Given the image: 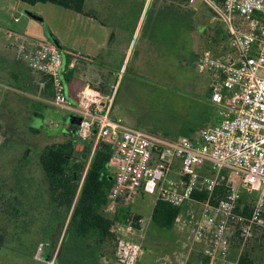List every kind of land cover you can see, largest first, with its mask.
I'll list each match as a JSON object with an SVG mask.
<instances>
[{
    "label": "built area",
    "instance_id": "built-area-1",
    "mask_svg": "<svg viewBox=\"0 0 264 264\" xmlns=\"http://www.w3.org/2000/svg\"><path fill=\"white\" fill-rule=\"evenodd\" d=\"M205 1L213 9L212 21L226 28L235 56L216 57L207 50L196 61L199 72L213 75L210 100L220 120L201 128L195 138L154 134L115 115L118 84L107 96L88 86L74 103L66 93L63 52L49 39L24 37L16 55L39 74V96L51 83L49 102L81 118L82 141L95 135L111 146L110 216L134 203L140 190L175 207L199 202L203 208L194 221V239L202 247L201 264H241V250L231 257L233 239L242 249L257 229H264V0ZM200 191L207 193L205 200L194 198ZM245 194L255 197L249 210ZM144 222L132 216L112 225L114 264H139L142 243L127 233Z\"/></svg>",
    "mask_w": 264,
    "mask_h": 264
},
{
    "label": "rangeland",
    "instance_id": "rangeland-1",
    "mask_svg": "<svg viewBox=\"0 0 264 264\" xmlns=\"http://www.w3.org/2000/svg\"><path fill=\"white\" fill-rule=\"evenodd\" d=\"M129 1L135 0H86L85 9L95 10L100 18L105 20L106 25H104L98 19L53 3L32 5L16 0H0V21L7 23L9 28H15L14 26H24L25 21L30 18L33 21L34 30L39 27L37 32L44 38L48 29L60 43L62 42L60 49L63 53L67 50L83 54L101 52L111 31H117L120 25L123 26L124 31L128 30L126 32L133 31L137 26L133 46L135 44L140 50V57L143 58L145 54H151V49L143 40V36L147 32L146 10L152 0H146L141 18L138 8L132 9L128 5ZM189 4L199 16V28L197 26L194 31L193 46L198 55L197 59L207 50L216 57L229 54L235 56L231 48L226 46L225 34L229 38L226 28L223 24L212 21L213 9L210 4L205 0H195L194 3ZM27 12L41 17L42 20L34 19ZM4 30H6L5 33L0 31L3 39L12 32V29ZM121 36L123 37L124 33ZM124 44L119 46L118 54L122 52L121 49H125L126 44ZM114 54L117 53L110 51L109 61L112 62ZM118 58L117 56L113 62ZM196 61L190 65L187 64L188 66L184 67L180 74L176 73L177 78L167 79L160 84L155 81H153L155 84H152V81L143 78H138L137 82L130 80L127 74L124 75V70L116 89L115 115L133 125L136 116L147 115L154 123L158 121L160 126L171 130L172 133H178L179 136H183L184 133L178 121L186 119L191 120L190 124H193L195 120L203 124L205 122L203 116L207 109L204 103L207 102L206 95L211 88L213 75L210 71L199 72ZM115 65L110 66L113 71L110 85L118 78L119 69ZM2 68L0 69V233L4 234V242L0 249V264H54L55 262L56 264H75L72 259H69L67 252L59 256L56 254L65 230L60 233L59 243L53 251L52 246L47 244L49 239L44 235V226L49 214L47 204L49 193L47 179L39 161L44 147L69 139L73 129L68 120L74 114L62 111L52 104L37 106L39 114H33L32 103L35 98L32 96L30 101L27 100L29 96L24 94L18 86L12 85L15 83L9 77L6 66ZM137 71L148 75L144 66L140 64L137 65ZM165 74L166 77L169 75L167 72ZM104 90L109 92L105 88ZM192 99L195 101H191ZM200 110L203 114L198 116L197 113ZM147 112L149 113L146 114ZM192 114L195 115L194 118H187ZM215 122L216 119H213L205 126H211ZM157 133H161V130L158 129ZM100 141H97L95 137L89 162ZM82 152L83 148L79 147L78 156ZM82 182L83 178L81 184ZM155 196L156 194L140 190L137 199L129 209L134 214L139 213L145 220H149L154 209ZM254 200L255 197L251 196L245 202L251 205ZM202 208L201 203L191 200L185 201L181 206L180 241L172 239L170 229L153 224H149L145 239L129 236L130 240H141L139 264H185L186 260L181 254H186L190 245H195L202 250L201 244L194 239V221L200 217ZM119 222L124 223V221ZM123 226L126 227V224ZM249 247L253 264H264V246H260L253 240ZM240 250L242 251L232 247L233 258ZM115 251L116 244L107 243L104 256L100 259L101 263L113 264ZM51 252L54 258H49ZM196 258V264H201L200 253L196 254ZM78 262L88 264L87 260L83 259H79Z\"/></svg>",
    "mask_w": 264,
    "mask_h": 264
},
{
    "label": "trees",
    "instance_id": "trees-1",
    "mask_svg": "<svg viewBox=\"0 0 264 264\" xmlns=\"http://www.w3.org/2000/svg\"><path fill=\"white\" fill-rule=\"evenodd\" d=\"M16 1L32 5L37 3L57 4L79 14L98 19L106 25L105 20L100 18L95 10L85 9L86 0ZM214 1L219 2L220 0ZM145 3L146 0H135L129 1L128 5L132 9L137 7L141 13V18ZM146 16L147 22L145 27L147 32L143 36V40L151 49V54H145L141 58L140 50L134 46L126 64L124 75L127 74L130 80L133 81L143 78L152 81V84H155L153 81L160 84V82L167 79L177 78L178 75L176 76V73L180 74L184 67L196 61L198 55L193 46L194 31L197 26L199 28V16L196 10L189 4V0H152L146 10ZM117 29V31L113 30L110 35V51L117 54H114L112 62H109L111 66L116 64L115 66L120 70L126 55L122 52L120 53L121 55L118 54V48L123 43L129 47L137 26L130 32H126L128 31L127 29L124 31L121 25ZM123 33L124 36L122 37L121 34ZM219 34L220 32L218 33L220 37ZM225 35L226 46H229L227 34ZM217 40H220V38H217ZM117 56L119 58L113 62ZM139 64L140 66H144L148 75L137 71V65ZM165 72L169 73V77H166ZM15 78H18V74H16ZM17 85L21 90H24L22 85ZM95 87L104 94L107 93L104 90L105 86L103 84L95 85ZM50 91L51 83H47L42 94L49 96ZM208 91L209 93L206 95L207 102L204 103V106L207 108L203 116L205 122L202 124L193 120L194 123L190 124L191 120L178 121L180 127H182L183 136L195 138L201 128L207 127L205 125L209 121L216 119L215 123L219 122L218 107L210 100L211 88ZM191 101L195 100L192 99ZM197 114L201 116L203 111L200 110ZM194 117L195 115L192 114L187 118ZM134 124L136 127L147 129V131L154 134H161L169 138L181 137L178 133H172L171 130L169 131L160 126L158 121L154 123L147 115L136 116ZM71 126L72 129L77 127ZM158 129L161 130V133H157ZM95 137L93 135L85 142L87 147L85 158L83 157L84 152L80 156L77 155L76 146L80 141L74 135H71L67 141L47 145L40 153L39 161L47 179L49 193V200L47 201L49 214L46 217L47 222L46 227L44 226V235L48 237L49 242L47 244L52 246L53 251L59 243L60 233L65 230L64 237L56 254L59 256L67 252L66 254L69 259H72L75 264H79V259L87 260L88 264H102L100 259L104 256L105 246L107 243L115 244V234L111 232L112 225L116 221H126L127 218L132 216L135 219L140 217L139 215L132 214L128 207L121 208L118 214L114 216H109L106 212L109 192L114 182L113 168L110 164L113 150L108 143L100 141L92 155L91 162H89ZM81 142L84 141L81 140ZM82 178L83 182L81 184ZM207 196V193L204 191L194 194V198L199 201L205 200ZM251 196L253 195L245 194L242 198L243 202ZM246 204L249 210L250 205L249 203ZM180 209L181 207H175L165 201L158 200L151 216V223L160 228L171 229L178 218ZM135 227H139V224H135ZM258 232L261 233L258 234ZM253 240L257 241L260 246H264L263 228L257 229L254 237L242 248L240 255L241 264H253V260L250 257L251 248L249 247V244ZM3 242L4 234L0 233V249L3 246ZM232 247L241 248L237 237L233 239ZM49 258H54L52 252ZM202 264H206L205 260H203Z\"/></svg>",
    "mask_w": 264,
    "mask_h": 264
},
{
    "label": "crops",
    "instance_id": "crops-1",
    "mask_svg": "<svg viewBox=\"0 0 264 264\" xmlns=\"http://www.w3.org/2000/svg\"><path fill=\"white\" fill-rule=\"evenodd\" d=\"M14 27L15 28H9L7 23H5L4 21L3 22L0 21V31H4L5 33L6 30L4 29H12L11 30L12 32H9L5 39L1 38V35H0V69L2 70L3 69L2 66H6V70L9 71V77H11L15 83L12 85H14V87H17L18 86L17 84L22 85L24 88L22 92L29 96V99L27 100L30 101L31 99L30 97L32 96L35 98L33 99V103H32L33 104L32 112L33 114H36L38 113L37 106H40L42 104L43 105L51 104L49 102L50 95L49 96H45V95L39 96L37 94L39 74L33 71L32 69H30L22 60H20L17 57L16 46L22 41L24 37H29V38L37 39V40H46L48 39V37L45 34L46 38H44V36H42L41 33L37 32V30L39 31V27H37L34 30L33 21L30 18L25 21L24 26H14ZM110 35L107 39V43L103 44V48H102L103 50L96 54H83V53H78V52H71V51L69 52L67 50L63 53V58H64L63 66H64V69L66 70V73L64 76L65 82H66V93L69 99L72 100L74 103L78 104L81 101L83 90L88 86L95 87V85L103 84L105 86V89L109 90L110 93L104 94L102 91L101 92L103 95L107 96L112 93L113 86L118 84L121 73L125 70L129 56L132 52L133 47L135 46V44L133 46L134 37L129 47H127L126 45L124 50L121 49L122 53L126 55V58L124 60V63L121 69L118 70V73H117L118 78L116 82L110 85V79L113 73V71L110 68L111 66L109 63L110 58H108L110 57L109 54L111 50ZM94 55H97V56H94ZM16 74H18V78H15ZM66 77H68L67 80H66ZM217 123H214L213 125ZM130 125L135 126V124L134 125L130 124ZM70 134L74 135L76 139L80 141L79 144H81V139L78 137V127L73 129ZM76 150H77V146H76ZM84 151H85V148H83V152ZM173 175H176V174L174 173ZM141 191L148 193L144 190H141ZM150 194H154V193H150ZM156 202L157 200L155 196L154 207H155ZM129 208L130 206L128 207V209ZM129 211L132 214H134V212L131 209H129ZM135 214L143 218L141 214L139 213H135ZM180 221H182V218L180 217V213H179L178 218L176 219V222L174 223V226L170 229L172 233V239L174 241L181 240L180 233L182 230L180 229V226H179ZM149 224H152L151 217L149 218V220H146V222L139 225V227L137 228L135 227L132 232L127 233V236H137L141 240L145 239L148 235V232L146 230L149 228ZM142 227H144V230H142ZM201 252L202 250L200 248L195 247V245L193 246L190 245L187 253L181 254V256L185 258L186 260L185 264H196V260H197L196 254L198 253L202 254ZM191 256H192V261L190 262ZM231 257L233 258L232 255ZM114 263H115V255H114L113 264ZM167 264H175V263H167Z\"/></svg>",
    "mask_w": 264,
    "mask_h": 264
},
{
    "label": "water",
    "instance_id": "water-1",
    "mask_svg": "<svg viewBox=\"0 0 264 264\" xmlns=\"http://www.w3.org/2000/svg\"><path fill=\"white\" fill-rule=\"evenodd\" d=\"M29 15H31V17H34L35 19H38V20H42L41 17H38V16H35L33 14H31L30 12H27ZM46 36L48 37L49 40H51L56 46H58L59 48H62V45L60 43V41L48 30L46 29ZM69 124L70 125H76L78 126L81 122V118L79 116H76V115H72L69 117ZM85 148V151L87 150V147H86V144L85 142H81V144L77 145V150L79 147H82ZM84 151V154H83V157L85 158L86 157V152ZM78 155V153H77Z\"/></svg>",
    "mask_w": 264,
    "mask_h": 264
},
{
    "label": "flooded vegetation",
    "instance_id": "flooded-vegetation-1",
    "mask_svg": "<svg viewBox=\"0 0 264 264\" xmlns=\"http://www.w3.org/2000/svg\"><path fill=\"white\" fill-rule=\"evenodd\" d=\"M74 126H76V125H74Z\"/></svg>",
    "mask_w": 264,
    "mask_h": 264
}]
</instances>
